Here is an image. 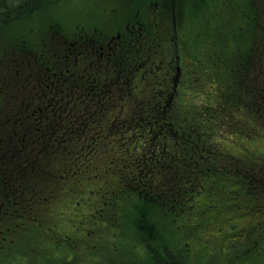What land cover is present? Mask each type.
I'll return each mask as SVG.
<instances>
[{
  "label": "trees",
  "instance_id": "trees-1",
  "mask_svg": "<svg viewBox=\"0 0 264 264\" xmlns=\"http://www.w3.org/2000/svg\"><path fill=\"white\" fill-rule=\"evenodd\" d=\"M262 1L263 0H251L250 2L249 11H247V22L243 28L246 35H241V33H239L241 28L237 24L234 26V29L236 28L235 33L240 36L237 41L239 43L241 40V45L234 50L229 57L233 64L229 66L227 74L230 77L232 73V79L237 81L236 87L231 86V92H227L224 100L221 98L220 102L216 105L203 103L200 105L201 108H199L196 107L195 104L193 105L192 102L190 103L187 101V99L183 102V106H194L191 112L187 113L189 118H194V121L193 123L187 122L183 128L178 126L179 139L184 138L186 141L184 145H179V153L176 161L177 177L166 176V172H172L170 167L173 163L168 161L167 171L163 172L156 167L158 161L155 160V155L158 153L155 151L157 148H162L163 151H165L164 146L159 147L160 144L157 145L159 133L161 132V128L158 127L157 119L162 118L163 121V116L165 115L163 106L167 97L157 99L154 105H144L141 106V109L140 107H136L133 108L134 111L133 109L129 110L126 116L127 122L141 124L137 127L124 124L123 127L120 128V131L116 132L117 134L113 136L112 141L108 142V145L111 149L115 150L116 153H119L116 156V160L119 159L121 161L120 163L124 164L120 165V168L130 166L132 185L141 186V189L198 190L216 189L218 188L217 185L219 184V180H223L220 186L227 183L237 186L235 196L240 194L243 196L242 202L246 210L264 211V158H248V160H244L243 158L241 160L235 159L228 156V152L223 151L222 143V141L225 140V130L232 132L231 134L237 133L249 139H254L256 137L264 138V28L258 27L261 23L258 12L255 10L259 4L264 3ZM186 2L189 5L187 14L191 25L197 13L206 9L208 0H186L185 3ZM51 3L52 0H0V92L2 93V95H0V100H2V103L5 101L3 100L4 98H9L12 99L11 101L13 104L24 103L33 108L36 107L39 102L37 96L39 97L41 94L37 93L38 88L35 86V79L32 78L35 72L30 75L26 70L28 67L27 63H23L22 60L24 59L20 57L29 50H33V53L39 56L47 47H57V44H55L56 40L55 42L49 40V35H46L47 39L44 36L42 42L39 44L36 42L32 43L31 46V43H29V36L32 32L35 34H43V32L47 31L46 29H51L52 25H59L60 20L58 15L55 13L56 16L51 17L50 13L46 11L52 8ZM177 22L180 23V20L177 19ZM232 23L233 22H230L225 26L229 29ZM250 31L252 32V36ZM220 32L222 33L221 35L219 34ZM219 33L217 38L221 43L223 37L222 28L219 30ZM248 33L250 34L249 37L247 36ZM214 34L215 30L213 34L212 31L207 32L205 42L211 40L209 46H218L220 44L216 41L215 36L212 37ZM44 42H46L45 46H43ZM165 42L166 39L164 35H161L160 43L163 44ZM202 45L208 47L205 43ZM31 47L33 49H31ZM219 57V55H216L215 58ZM50 75V73H46L45 69L43 73L38 74V77L41 78L40 85H38L40 89L48 85L52 87V83L55 86L60 85L58 82H55L56 80ZM251 75H253L252 79L250 77ZM97 79L96 81H91V89H89L91 94L85 92L83 87L79 85L81 90L78 91L77 95L69 93L74 99V102L71 101L72 99L63 100L61 112L63 111L64 115L71 109L70 105H80V110L76 108L75 111L70 113L71 115L74 114L73 119L70 121L71 123L69 121H64L62 125H56L55 132L49 131L50 133L47 135V139L44 143H41L40 135L35 133V130H31L24 137H20L22 141L17 144V146L27 144L30 148L26 164L30 161L31 167L38 165L35 168V173H37L41 161L47 157H51V146L53 147L54 142H62V145L65 144L67 146L68 144V148L69 146L73 148L70 144H72L71 140L74 139V141H77L81 145V149L90 146L87 151L79 149V155L82 156H79L80 160H85V154L91 149H93V152L97 151V147L90 145V138L91 135L94 136L96 133H99L98 121H100V117L107 109V106L112 105L113 91L108 90L107 85H113L115 87L120 85V87H122L127 83V78H123V80L112 78L111 81L107 82L103 81L104 79L102 78ZM253 81H255V97L250 93L251 83H253ZM92 87L94 88L93 90ZM172 87L173 82L172 84L168 82L163 88L168 90ZM245 93H248L249 97L245 96ZM228 107H232L236 111H244L243 115L246 117L243 116L239 118L235 116V111L233 110L225 112ZM246 108L251 109L246 110ZM36 110L39 111L38 109ZM20 113L21 112H19V114ZM230 115L233 118H230ZM218 117H220L222 121V118H225V120L229 121V125L219 129L218 125L220 119ZM16 118L15 120L17 121L18 127L20 116L16 115ZM125 121L126 119L123 118L122 122ZM191 124H193V126H189ZM23 127L24 124L23 121H21L20 128L22 129ZM187 129H195L194 132L196 135L198 133L200 134L202 131L206 132L207 143H203L201 138L190 140L192 136L191 134H187ZM79 132L84 133L79 134ZM221 134L223 140L219 138ZM56 136L59 138L58 140ZM99 137L100 135L98 138ZM189 141H191L192 146L190 148L188 146ZM35 147L37 148L34 149ZM211 147H215L217 152L213 153ZM209 148L211 153H208ZM206 150L207 153H205ZM123 153L134 154L136 158L131 162L124 158ZM2 155H5L4 151ZM77 158L78 156L75 155V159ZM7 160L8 157L5 161ZM221 161L224 162V168L219 166ZM4 166V164L0 163V175H3ZM49 166L51 165L48 164V167ZM23 167L24 165L16 167L13 172V175L17 179H20V182L15 184L16 189H14L15 196L19 200L24 198V194L26 195V191L27 193L30 191L29 188H31V186L35 185L37 188V185L42 186L41 184L45 183V181L40 178L38 181H35L38 173L33 179L30 178L28 176L30 168L24 169ZM96 169L97 164L94 163L93 171ZM210 176L215 177L216 180L209 181ZM55 177L58 176L53 174L51 178L55 179ZM145 178L146 181L144 180ZM122 179L124 180V177ZM51 182L55 181L49 178L47 183ZM19 183H21V185H19ZM33 191L34 189H31V192ZM52 193L53 191L51 190L48 192L49 195ZM156 193L157 192L153 195L152 191H147L142 197L145 200L151 198L155 199L158 198ZM158 193H160V196L164 194L163 191ZM177 194L179 203L181 204L178 211H182L183 207H187L188 205V203L184 205V202L182 203L188 195L185 196L180 190L177 191ZM31 196L33 195H26L27 198L20 201L17 199L15 204L16 213L19 212V217H22L24 214L20 209L29 199L30 202L28 205L31 206L32 210L29 214H26L28 215L25 218L27 222H33L32 220L36 219L37 216L43 215L42 208L45 204L50 202V200L48 202V199H45L43 195L30 198ZM16 213L12 214V223L11 219L7 217L6 218L9 219L7 221L0 220V224L2 225L0 226V237L5 235L3 232H7V235H10L11 232L12 235L16 233V226H13L14 219L17 218ZM139 213L138 217L142 221H145V217L149 212H147L144 207H141V212ZM23 226L24 225H18L20 229L23 228ZM139 239L142 242L143 251L146 253L148 251L149 253L145 255V264H182L173 259L170 250L166 249L165 246L162 245L160 247L164 254L162 257V255L156 251L155 247H152V244L146 241L143 236L139 235ZM164 257L167 261L163 259ZM60 264H67V262H60ZM109 264L118 263L111 262Z\"/></svg>",
  "mask_w": 264,
  "mask_h": 264
},
{
  "label": "rangeland",
  "instance_id": "rangeland-1",
  "mask_svg": "<svg viewBox=\"0 0 264 264\" xmlns=\"http://www.w3.org/2000/svg\"><path fill=\"white\" fill-rule=\"evenodd\" d=\"M251 0H208L206 9L202 12L197 13L195 16L194 22L190 25V22L187 23L183 29L182 37L179 41L180 45L184 46L185 48H188V54L184 53V56L187 58V61L181 60L183 65H186L183 67V72L176 68V64L174 63V66L171 63H168L171 58L169 55H167L164 59L161 57H155L153 58V62L149 61L148 64L151 66V68H157L154 63L162 64L165 70H161L160 73V86L159 89L163 91V95L166 94V88H163L162 85L166 82V77L168 76V73H172L175 77V84L177 83L178 92L176 93L172 92V95H170L169 100L167 103H165L166 106V117L169 118L170 122L177 123L176 125L180 128L185 127V124L187 122L193 123L194 118H189L187 113H190L193 109V105L195 104L196 107L201 108V104L203 103H210L213 105H216L220 102V99L222 98L224 100L226 93L231 92V89L233 87H236V80L232 79V73L229 77L227 74V71L229 69V66H231L233 63H231L229 57L231 56V53L240 47L241 40L238 43V39L240 36L235 33L234 26L237 24L241 30L239 33L241 35H246V33L243 31L246 22H247V11H249ZM264 2V0L262 1ZM52 8L47 9L50 14L57 13L59 20L63 22L71 23L65 16H72V15H89L86 17L87 21H85L86 26L83 28L84 30H93L95 27L90 23L92 19L96 18L94 15V10L91 8L92 6H96L102 9L101 6L96 4V0H52ZM104 5V3H103ZM105 6V5H104ZM256 6V5H254ZM258 12V17L260 19L261 25L258 26L259 28H264V3L259 4L257 9H255ZM83 13V14H79ZM194 19V17H193ZM230 22H233L231 27L228 29L225 25L229 24ZM148 26V25H147ZM237 27V26H236ZM222 28L223 30V37L220 43V40L217 38L219 30ZM155 27L153 26V30ZM166 30V29H165ZM179 30V28H177ZM215 30V34L212 35V37L215 36L216 41L220 43L217 45H210V41L208 40L205 42L207 38V32ZM222 34L221 32L219 33ZM250 34L252 36V32L250 31ZM250 34L248 33L247 36L249 37ZM148 34L144 33L143 35H140L139 38L136 40L135 44H133L132 49L133 52H131L133 55V58L136 61H142L144 59V49L142 47H148L150 46V40L149 38H146ZM211 39V38H210ZM218 39V40H217ZM178 42V41H177ZM208 47L203 46L204 44ZM152 44V43H151ZM171 44V43H168ZM153 47V46H151ZM173 50V47H170V51ZM139 54V56H138ZM216 55H219V58H215ZM183 56V55H182ZM130 55L128 56V60L130 59ZM140 57V58H139ZM174 59V58H173ZM161 60L163 62L161 63ZM191 61V62H189ZM49 63H47L46 67H49ZM59 66V65H58ZM139 68L141 67L138 65ZM62 69H67L68 65L59 66ZM58 67V68H59ZM187 69V75L184 72V70ZM232 69V68H231ZM68 70V69H67ZM157 71V70H156ZM251 79L253 78V75L250 76ZM216 78V80H215ZM155 80H153L154 82ZM192 81L191 85H189V82ZM183 90H186V92H182ZM150 91V90H149ZM255 91V81L251 83V90L250 93L255 97L254 94ZM165 92V93H164ZM180 95H177V93H181ZM16 94V93H15ZM0 95L2 93L0 92ZM169 96V95H168ZM245 96L249 97L248 93H245ZM187 99L190 103L192 102V106H183L184 100ZM4 103V102H3ZM1 103L0 105H2ZM3 109V108H2ZM233 110L232 107H228V109L225 112H230ZM182 112V113H181ZM234 115H237V117L242 116L243 114H238L236 111ZM67 118H70L68 120H72L73 117L71 115L67 116ZM220 119V117H218ZM230 118H233L230 115ZM223 121L220 119L219 123V129L223 126H228L229 122H225V118H222ZM40 124V123H39ZM193 126V124L189 125ZM43 128H39V130H42ZM222 130V129H221ZM187 134H191L190 140L201 138V141L203 143H207L206 140V132L202 131L200 134L194 132L195 129H187ZM193 131V133H192ZM223 132V131H222ZM50 132H48L49 134ZM185 133V132H183ZM226 133V140H223V151L228 152V156H231L235 159L241 160L242 158L244 160H248L249 156H255L259 157L264 145V138H257L256 140H250L247 138H241L237 137L234 134H230L228 131L224 132ZM175 136V135H174ZM176 138L180 137L175 136ZM190 137V136H189ZM228 137V140H227ZM41 143H44L47 139L46 133L40 136ZM59 138L57 137V140ZM181 142H185L186 140L184 138L180 139ZM56 141V139H55ZM59 146L60 142H57L56 145H54V148L51 152V162L54 163V171L57 170H63L64 165L61 163L58 167V161H59ZM189 148L191 146V141L188 143ZM184 147V146H182ZM222 148V144H221ZM76 152H79L78 150L81 149V145L76 143V147L72 148ZM208 149V146H207ZM212 152L215 153L217 150L215 147H211ZM207 153V150L205 151ZM208 153L210 152V148L208 150ZM231 154V155H230ZM93 163L84 164L81 166L82 174L78 175L76 177L69 176V180H76L81 182L82 185H80L81 189L87 190L92 189V187L97 188L94 190H102L106 189L108 186V179L110 177L114 178V175L109 172L108 168H111V165L103 163L100 171L102 172L99 178H94L93 175ZM220 167L224 168V162H220ZM218 166V167H219ZM43 175H48V170L43 169L41 171ZM210 178V179H209ZM209 181L216 180L215 177H209ZM118 179V177H117ZM223 180H219V182H222ZM188 183V181H187ZM67 185H70V181L65 182V186L67 189ZM236 188L233 185L224 184L222 188V193L218 190L219 189H212L210 191H206L203 194L193 195V200L196 199L193 202V210L192 215L185 216L184 218H180L181 220H186L185 218H189L191 220H195L197 218L198 220L201 219V217L197 216L204 215L205 212H207L209 218L212 220L218 221V224H221L223 228H225V232L221 233V236L218 235L217 228L210 229L207 225L204 228L203 232L195 231L194 233H191L188 237L186 234L178 233V232H171L168 235L167 241L164 242V245H168L169 247L173 248L176 247V245H180V247L186 248L187 242L191 244V239L193 237V243L196 244L199 240H203L205 236L212 238V240H215L219 238L220 240L216 246H213L212 250L215 254L218 255V264H230L231 259L233 258V251L230 250V247L236 244L237 239L238 240H245L246 243L243 244V249L238 250V252H241V260L238 262L237 258L234 261L233 264H264V221H260L264 217V213H246L243 211H239V215L236 213H233V208L231 205H229L230 200L229 196H226V192L229 191L230 195L232 194L231 189ZM46 189V187H44ZM76 189H79L76 188ZM79 189V192L81 191ZM189 191V193L192 191L190 189H186ZM93 195V192H91ZM91 193L85 192L84 195L74 193L72 196V199H68V197H65L64 189L61 190V193L59 196H55L54 199V207L47 208L45 218L48 217V215H53L57 219H53L49 216V219L51 220V226L49 229H53V233L47 232L48 236L51 238H54L55 235L59 236L60 241L63 234L70 233L75 236H79L81 232H75L74 229H72V224L74 223L71 221V217L74 215L72 206L73 203H70V200H76L80 199L84 203H90L95 202L98 198L101 200L103 198V193L100 192L98 194L97 191H94L95 195L88 196ZM187 192V194L189 195ZM116 193L114 191H111L106 198H114ZM107 199L103 203V207L107 203ZM104 198L102 199V201ZM126 200V199H125ZM123 200V202L120 204V212H125L126 209L124 206L129 207L130 203ZM233 202L235 205L242 204L243 202L240 201L239 197H232ZM189 199L186 197L184 199V203H188ZM66 203L68 205H66ZM52 204V205H53ZM191 205V204H190ZM213 205L215 207H213ZM229 205V207L227 206ZM69 206V207H68ZM82 206V205H80ZM114 206V202H113ZM192 207V205H191ZM94 205L90 204L84 212L93 210ZM213 209V210H210ZM82 211V209H81ZM118 211V210H117ZM184 211L182 210V213ZM243 218H240L241 216ZM178 216L180 217V212L178 213ZM76 220V219H75ZM238 221L239 225H236L238 228V231L241 232H228L231 228H235V225L233 226L234 222ZM62 223V225H61ZM40 227L45 232L47 230V221H44L40 223ZM55 231L59 234H54ZM155 233V232H154ZM153 231H151V234H148V236H145V240H149L150 242L157 239V241L153 244L154 247H158L163 244V241L159 239L158 237L154 236ZM240 234V235H239ZM227 235V236H226ZM237 235L238 237L236 238ZM201 236H204L203 238ZM31 231L25 232L22 234V236L19 238V240H16V243L14 244L12 253L8 255V259L12 262L15 261L16 255L18 253H26L27 249H33L31 247ZM113 237L105 236V239H107L110 243V240ZM259 238V239H258ZM91 239V238H90ZM89 239V240H90ZM119 240L115 241V244H117ZM206 243H203V245ZM50 253L48 255L52 256L54 253H56V247L55 245L50 242ZM81 252L85 256H90L91 253L89 252L90 248H80ZM115 255L113 256V259H116L117 256L124 260H136L139 255L140 250H136V248H126L125 246H120L118 243V246L114 248ZM246 250V251H245ZM158 253L161 254L160 249L158 248ZM78 253L77 251L73 250L72 254ZM88 253V255H86ZM202 251L198 249L196 253H192L189 250H186L183 254V251L181 250V253L179 255L174 256V254L170 251V254H173L174 259H176L177 262L182 263V259H188L193 260L195 257L202 260L200 258ZM31 254V252H29ZM98 255H102V250H97ZM233 255V256H232ZM263 256V257H262ZM163 257V256H162ZM231 257V258H230ZM166 260V258H163ZM30 260V259H29ZM167 261V260H166ZM29 262V261H28ZM197 263V262H196ZM0 264H3L0 262ZM34 264V263H32ZM232 264V263H231Z\"/></svg>",
  "mask_w": 264,
  "mask_h": 264
}]
</instances>
